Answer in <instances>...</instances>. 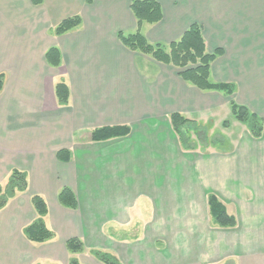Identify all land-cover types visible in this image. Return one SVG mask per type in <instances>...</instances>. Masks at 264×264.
Listing matches in <instances>:
<instances>
[{
  "label": "crops",
  "instance_id": "obj_1",
  "mask_svg": "<svg viewBox=\"0 0 264 264\" xmlns=\"http://www.w3.org/2000/svg\"><path fill=\"white\" fill-rule=\"evenodd\" d=\"M156 1L162 17L142 23L141 33L168 44L198 24L206 51L221 50L209 81L231 84L230 96L200 90L176 67L126 48L117 33L136 29L131 0H0V184L12 169L27 174V189L0 210V264H67L71 256L104 264L93 250L120 264H264V0ZM76 14L79 26L51 33ZM50 47L60 52L58 66L45 58ZM62 77L66 105L54 94ZM230 100L263 119L259 137L225 116ZM172 113L205 126L207 144L183 148ZM113 125L129 133L89 139ZM216 135L222 143L210 142ZM60 149L68 161L57 159ZM62 187L76 208L59 203ZM33 194L45 200L55 234L44 243L22 232L36 217ZM209 195L234 226L214 222ZM73 237L82 252H67Z\"/></svg>",
  "mask_w": 264,
  "mask_h": 264
},
{
  "label": "trees",
  "instance_id": "obj_2",
  "mask_svg": "<svg viewBox=\"0 0 264 264\" xmlns=\"http://www.w3.org/2000/svg\"><path fill=\"white\" fill-rule=\"evenodd\" d=\"M33 4H39L42 0H31ZM130 10L136 19V29L132 33L118 32L119 41L129 50L147 55L157 62L172 65L179 71V76L187 83L192 84L200 90H216L230 96L233 93V86L227 83H212L209 81V69L211 62L217 55L221 54L220 49L208 52L205 49V42L198 24L190 25L178 40L168 44L151 43L141 33L142 23H156L161 17V7L156 0H131ZM81 23V17L76 14L61 20L52 28V34L61 35L73 30ZM45 58L51 66H58L60 63V52L56 47H50ZM4 73H0V92L4 85ZM55 98L59 105H66L69 98V89L66 82L61 78L54 85ZM230 112L234 119L246 124L254 137H259L263 131V119L257 114L249 111L244 106L230 100ZM170 122L173 130L177 133L183 148L194 149L196 145L207 144L205 126L189 119L180 113H172ZM224 121L223 125H227ZM129 133L126 125L102 126L90 132L89 139L101 141L114 137L125 136ZM194 137V138H192ZM221 135L213 136L212 143H222ZM57 159L68 161L70 152L68 149L57 151ZM27 189V174L25 171L12 169L4 184H0V210L3 209L9 200L17 193ZM59 203L68 208H76L77 200L68 187H62L57 195ZM35 210L36 217L23 227L25 238L33 243H44L54 238L55 234L45 224L47 205L43 197L33 194L30 198ZM209 212L214 222L222 227L235 225V218L229 215L223 203L214 195L208 197ZM65 247L69 254L80 253L84 250L83 243L78 238H69L65 241ZM92 254L97 260L104 264H120L119 260L112 254L101 250H93ZM40 264V263H35ZM67 264H82L74 256H71Z\"/></svg>",
  "mask_w": 264,
  "mask_h": 264
},
{
  "label": "rangeland",
  "instance_id": "obj_3",
  "mask_svg": "<svg viewBox=\"0 0 264 264\" xmlns=\"http://www.w3.org/2000/svg\"><path fill=\"white\" fill-rule=\"evenodd\" d=\"M53 28V27H52ZM52 28L50 29V31H52ZM52 33V32H51ZM54 35V34H53ZM61 79V78H60ZM62 79H63V77H62ZM64 80V79H63ZM225 116L226 117H230L231 116V114H230V110L228 109V107H227V109H226V112H225ZM34 264V263H33Z\"/></svg>",
  "mask_w": 264,
  "mask_h": 264
}]
</instances>
